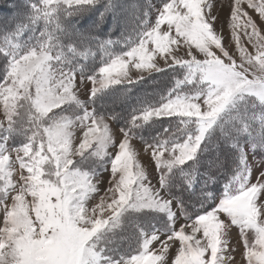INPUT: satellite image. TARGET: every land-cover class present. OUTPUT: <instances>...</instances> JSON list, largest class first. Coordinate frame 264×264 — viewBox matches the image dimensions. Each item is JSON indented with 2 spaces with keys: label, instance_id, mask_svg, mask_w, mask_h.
<instances>
[{
  "label": "snow or ice",
  "instance_id": "6c2138e0",
  "mask_svg": "<svg viewBox=\"0 0 264 264\" xmlns=\"http://www.w3.org/2000/svg\"><path fill=\"white\" fill-rule=\"evenodd\" d=\"M13 8L0 264H264V0Z\"/></svg>",
  "mask_w": 264,
  "mask_h": 264
},
{
  "label": "trees",
  "instance_id": "16d2710c",
  "mask_svg": "<svg viewBox=\"0 0 264 264\" xmlns=\"http://www.w3.org/2000/svg\"><path fill=\"white\" fill-rule=\"evenodd\" d=\"M23 0H0V20L10 15L11 12L15 11L13 5L22 4ZM155 77L159 78L160 74H154ZM151 77L149 83H151ZM215 187V185H213Z\"/></svg>",
  "mask_w": 264,
  "mask_h": 264
},
{
  "label": "rangeland",
  "instance_id": "374dc122",
  "mask_svg": "<svg viewBox=\"0 0 264 264\" xmlns=\"http://www.w3.org/2000/svg\"><path fill=\"white\" fill-rule=\"evenodd\" d=\"M90 84H91V82H89V87H90ZM80 98L81 99H87V89L84 90V94H81ZM113 127L115 129V125H113ZM77 134L82 135V132L79 129H77ZM133 143L139 148V141L138 140H134ZM141 162L146 163V157H144L143 154H141ZM237 259H239V256H237Z\"/></svg>",
  "mask_w": 264,
  "mask_h": 264
},
{
  "label": "crops",
  "instance_id": "0c3cea01",
  "mask_svg": "<svg viewBox=\"0 0 264 264\" xmlns=\"http://www.w3.org/2000/svg\"><path fill=\"white\" fill-rule=\"evenodd\" d=\"M78 81H79V79H78Z\"/></svg>",
  "mask_w": 264,
  "mask_h": 264
}]
</instances>
